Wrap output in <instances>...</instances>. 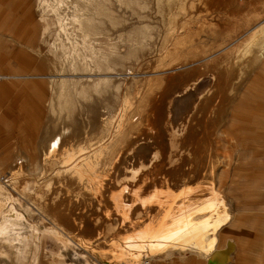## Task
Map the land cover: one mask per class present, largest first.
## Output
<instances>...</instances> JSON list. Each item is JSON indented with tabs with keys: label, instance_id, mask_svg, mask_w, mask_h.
I'll return each mask as SVG.
<instances>
[{
	"label": "rangeland",
	"instance_id": "1",
	"mask_svg": "<svg viewBox=\"0 0 264 264\" xmlns=\"http://www.w3.org/2000/svg\"><path fill=\"white\" fill-rule=\"evenodd\" d=\"M101 142V175L122 152L101 200L71 186L68 202L60 151ZM146 174L143 192L219 187L234 221L204 239L264 264V0H0V264H138L124 237L167 207L109 196ZM175 249L143 252L209 264Z\"/></svg>",
	"mask_w": 264,
	"mask_h": 264
},
{
	"label": "bare ground",
	"instance_id": "2",
	"mask_svg": "<svg viewBox=\"0 0 264 264\" xmlns=\"http://www.w3.org/2000/svg\"><path fill=\"white\" fill-rule=\"evenodd\" d=\"M123 127L122 123L117 125L115 131L120 129L117 137L122 136ZM107 149V143L102 142L95 146H80L76 151L66 146L62 148L56 163L58 164V174L62 177V183L65 186V198L68 202L72 200L68 191L71 190V186L75 189L72 196L76 201L80 196L83 198L87 191H93L94 200H101L102 192L111 179L110 175L113 174L115 166L122 158V152H116L109 161L110 169L101 175L97 171L103 172L102 164L104 160H108L109 152ZM99 161L98 169H96ZM153 180L146 174L140 179L137 188L129 189L121 186L119 191L114 192L110 195L111 197L109 196L112 207H167L165 215H162L164 217L154 216V220L145 225L141 232L136 234L137 236L133 234L134 237H130V242H135L136 248H144L149 254L154 253V251L160 253L172 247L181 251L194 248L199 255H203L208 260L209 264H237L239 253L235 240L225 239L223 243L218 244L220 242L218 239L220 240L221 237L204 239L205 228L208 232H215L222 224L224 226L227 222L231 224L234 221L227 208L230 206L226 195L221 190L219 191V187H215L212 182L203 185L196 183L194 186L186 187L178 192L170 188V179L163 176L158 179V183L152 185L154 187L152 191L143 192V185ZM126 192H128L130 200L125 203L123 196ZM75 194L76 196H74ZM232 201L234 202L233 199ZM204 212L208 213L205 223L194 220L195 215ZM258 225L259 232L264 233L261 224L258 223ZM138 239L139 242L142 241L139 245L138 242L136 243ZM173 243L174 245H172ZM155 246L158 247L154 249ZM246 246L244 245V247ZM261 252V255H264V248ZM138 256L132 257V260L135 262L138 260Z\"/></svg>",
	"mask_w": 264,
	"mask_h": 264
},
{
	"label": "crops",
	"instance_id": "3",
	"mask_svg": "<svg viewBox=\"0 0 264 264\" xmlns=\"http://www.w3.org/2000/svg\"><path fill=\"white\" fill-rule=\"evenodd\" d=\"M114 228L116 229L117 228V230L115 231L116 233H118V234H122V235H124V236H127V235H129L130 233H132L133 231H129L127 234L126 233H124V231H123V226H120V227H117V226H114ZM137 228H139L138 226L136 227V229L134 230V231H137L138 229ZM118 229L121 231V232H119L118 231ZM141 232V229L140 230H138L137 231V233L136 232H133L132 234H131V236H128V237H124V236H121V237H124L125 239L124 240H126L127 242H126V244L128 243V241H129V239L128 238H130V237H134V235H136V234H139ZM126 234V235H125ZM134 234V235H133ZM137 236V235H136ZM141 241V240H140ZM138 242V243H137ZM142 242V241H141ZM141 242H139V239L136 241V243L139 245V243H141ZM133 243H135V242H133ZM122 245V244H121ZM136 248V247H135ZM117 249V248H116ZM125 249L127 250V251H125ZM136 251V252H135ZM143 251H145V250H143V248H136L135 250H134V252H133V255L134 256H136V255H139L138 256V259L139 260H141V259H146V257H144L145 255H144V252ZM123 252H130V253H132L131 251H130V249L127 247V248H124V251ZM128 254V253H127ZM159 254H161V252L160 253H158V254H154V255H159ZM128 256L125 254V259L126 260H128ZM147 259H149V258H147ZM160 260H161V258H160ZM142 261V260H141ZM140 261V262H141ZM139 262V263H140ZM138 263V264H139ZM128 264H130V263H128ZM154 264H159L157 261H156V263H154Z\"/></svg>",
	"mask_w": 264,
	"mask_h": 264
},
{
	"label": "built area",
	"instance_id": "4",
	"mask_svg": "<svg viewBox=\"0 0 264 264\" xmlns=\"http://www.w3.org/2000/svg\"><path fill=\"white\" fill-rule=\"evenodd\" d=\"M140 264H153V263L149 259H143V261Z\"/></svg>",
	"mask_w": 264,
	"mask_h": 264
}]
</instances>
